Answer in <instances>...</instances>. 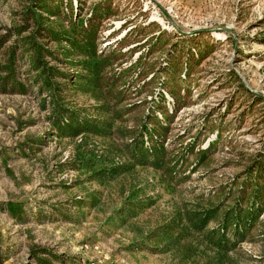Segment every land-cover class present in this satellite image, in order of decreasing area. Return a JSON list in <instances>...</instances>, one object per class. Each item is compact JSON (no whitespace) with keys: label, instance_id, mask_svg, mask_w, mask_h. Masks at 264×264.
<instances>
[{"label":"rangeland","instance_id":"374dc122","mask_svg":"<svg viewBox=\"0 0 264 264\" xmlns=\"http://www.w3.org/2000/svg\"><path fill=\"white\" fill-rule=\"evenodd\" d=\"M0 264H264V0H0Z\"/></svg>","mask_w":264,"mask_h":264}]
</instances>
